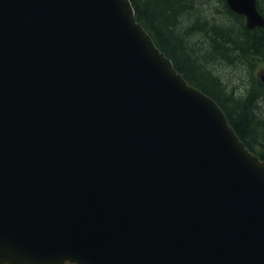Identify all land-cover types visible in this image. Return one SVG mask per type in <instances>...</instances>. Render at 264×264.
Here are the masks:
<instances>
[{"label": "water", "instance_id": "water-1", "mask_svg": "<svg viewBox=\"0 0 264 264\" xmlns=\"http://www.w3.org/2000/svg\"><path fill=\"white\" fill-rule=\"evenodd\" d=\"M0 264H264V160L129 0H0Z\"/></svg>", "mask_w": 264, "mask_h": 264}, {"label": "trees", "instance_id": "trees-1", "mask_svg": "<svg viewBox=\"0 0 264 264\" xmlns=\"http://www.w3.org/2000/svg\"><path fill=\"white\" fill-rule=\"evenodd\" d=\"M129 1L174 68L218 104L240 140L256 153L254 146L264 144V85L251 72L257 61L264 63V29L246 28L224 0ZM257 1L264 17V0ZM219 68L241 69L245 84H228ZM257 155L264 160V151Z\"/></svg>", "mask_w": 264, "mask_h": 264}, {"label": "rangeland", "instance_id": "rangeland-1", "mask_svg": "<svg viewBox=\"0 0 264 264\" xmlns=\"http://www.w3.org/2000/svg\"><path fill=\"white\" fill-rule=\"evenodd\" d=\"M261 2L263 0H260ZM218 10V8H217ZM219 73L223 78H225V82L228 84L234 86V87H240L242 88L243 84H245L246 81V73L242 72L241 69L239 70H233L228 68H219ZM252 78H254V81H259L264 85V63L257 61L255 63L254 69L251 72ZM260 114V113H259ZM263 146V147H262ZM258 147L257 145L255 147L256 152L264 151V144Z\"/></svg>", "mask_w": 264, "mask_h": 264}, {"label": "bare ground", "instance_id": "bare-ground-1", "mask_svg": "<svg viewBox=\"0 0 264 264\" xmlns=\"http://www.w3.org/2000/svg\"><path fill=\"white\" fill-rule=\"evenodd\" d=\"M261 46H262V44H261ZM259 51V50H258Z\"/></svg>", "mask_w": 264, "mask_h": 264}]
</instances>
